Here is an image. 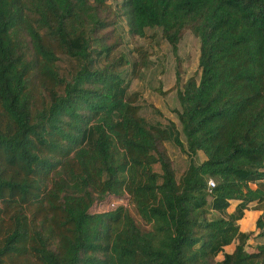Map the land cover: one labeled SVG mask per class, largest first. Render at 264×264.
Returning <instances> with one entry per match:
<instances>
[{
    "label": "trees",
    "instance_id": "obj_1",
    "mask_svg": "<svg viewBox=\"0 0 264 264\" xmlns=\"http://www.w3.org/2000/svg\"><path fill=\"white\" fill-rule=\"evenodd\" d=\"M112 5L175 55L185 29L198 38L180 129L141 115L137 61L104 32ZM168 141L187 156L180 176ZM125 195L145 226L127 206L93 210ZM0 264H264V0H0Z\"/></svg>",
    "mask_w": 264,
    "mask_h": 264
},
{
    "label": "rangeland",
    "instance_id": "obj_2",
    "mask_svg": "<svg viewBox=\"0 0 264 264\" xmlns=\"http://www.w3.org/2000/svg\"><path fill=\"white\" fill-rule=\"evenodd\" d=\"M110 2L107 1V3ZM106 15L110 20L117 21V25L104 31L108 42H120L115 48V53L122 52L130 62L137 61V67L133 73H131L130 65L126 68L127 77L130 80V91L140 93L141 115L152 123L159 121L167 124L172 121L177 129H180L174 111L180 108L176 92L187 79L199 77L198 38L191 30L185 29L181 34L175 55L168 42L161 36L159 29L146 30L144 37L131 36L122 17L114 16L113 5ZM58 65L60 71L66 74L72 70L73 62L68 58L60 57ZM176 71H178L177 75ZM180 138L184 142L181 134ZM163 148L171 158L177 176H180L188 165L186 154L172 141L164 143ZM203 159V154L199 152L197 161L200 162ZM155 169L158 171L159 166H155ZM251 186L255 187V184ZM234 203L231 201L228 210H231ZM129 211L140 226H145L132 205H129ZM256 242L257 239L250 240L247 245L248 250L254 249ZM221 257L222 255H219L217 259Z\"/></svg>",
    "mask_w": 264,
    "mask_h": 264
},
{
    "label": "crops",
    "instance_id": "obj_3",
    "mask_svg": "<svg viewBox=\"0 0 264 264\" xmlns=\"http://www.w3.org/2000/svg\"><path fill=\"white\" fill-rule=\"evenodd\" d=\"M234 202L236 203V201ZM235 203L232 206L231 210H228L229 212H231L234 209ZM261 207H262L261 205H256L255 203H253L251 204L250 209L244 211L243 217L237 221L240 231L242 232L256 231V220L263 211ZM249 242L250 240L248 241V243ZM236 244L237 241H233L229 245H226L223 249V252L232 253L235 249ZM219 255H222V253H220ZM222 257L220 259H222Z\"/></svg>",
    "mask_w": 264,
    "mask_h": 264
},
{
    "label": "built area",
    "instance_id": "obj_4",
    "mask_svg": "<svg viewBox=\"0 0 264 264\" xmlns=\"http://www.w3.org/2000/svg\"><path fill=\"white\" fill-rule=\"evenodd\" d=\"M208 183L210 186L214 185L212 180H209ZM106 200H108V201L94 205L93 210L95 212H101V211H107V210L114 209L119 205H123V206H127V207H129V205H130L128 195H125L122 198H115V197L109 196Z\"/></svg>",
    "mask_w": 264,
    "mask_h": 264
}]
</instances>
